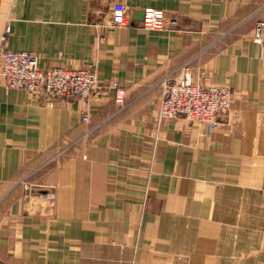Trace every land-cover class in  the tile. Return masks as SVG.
Listing matches in <instances>:
<instances>
[{"label": "crops", "instance_id": "crops-1", "mask_svg": "<svg viewBox=\"0 0 264 264\" xmlns=\"http://www.w3.org/2000/svg\"><path fill=\"white\" fill-rule=\"evenodd\" d=\"M116 3L130 26L108 27ZM146 9L168 29L144 30ZM263 19L264 0H0L8 50L117 82L127 100L119 112L104 89L87 110L0 81V264H264ZM185 67L233 94L216 130L159 123L161 81Z\"/></svg>", "mask_w": 264, "mask_h": 264}, {"label": "built area", "instance_id": "built-area-1", "mask_svg": "<svg viewBox=\"0 0 264 264\" xmlns=\"http://www.w3.org/2000/svg\"><path fill=\"white\" fill-rule=\"evenodd\" d=\"M131 24L129 8L122 3L114 4L108 27L117 29ZM141 27L147 31L166 30L167 15L161 10L146 9ZM8 32L7 29L0 38V81L6 91L22 90L51 102L77 98L84 101V107L89 109L90 98L104 89L95 73L64 67L43 70L35 53L13 52L6 48ZM252 34L254 42L264 46V22H259ZM188 76L185 74L177 81H172V77L168 76L161 81L163 98L158 109L159 121L185 119L191 123L206 124L216 130L219 117L230 112L233 102L231 91L221 86L195 85ZM108 86L115 90L114 102L118 111H124L127 108L125 88L117 82H111ZM82 121L89 123V111H84ZM93 132L94 129L90 130L76 144L64 145L57 151L54 160H62L71 150L78 148L80 143H87ZM24 189L27 192L26 198L29 199L33 186L25 185Z\"/></svg>", "mask_w": 264, "mask_h": 264}, {"label": "rangeland", "instance_id": "rangeland-1", "mask_svg": "<svg viewBox=\"0 0 264 264\" xmlns=\"http://www.w3.org/2000/svg\"><path fill=\"white\" fill-rule=\"evenodd\" d=\"M168 21H169V19L167 18V22H168ZM259 22H264V19L261 20V21H259ZM259 22H258V23H259ZM258 23H257V24H258ZM257 24H256V25H257ZM168 27H169V24H168ZM254 28H255V27H254ZM167 29H168V28H167ZM252 33H253V32H252ZM252 36H253V34H251V39H252L253 43L256 44V43L254 42ZM262 41L264 42V40H262ZM256 45H257V44H256ZM257 46H259V47H261V48H264V46H262V45H257ZM182 72H183V74H182L181 77H183L185 74H187V75H189L188 77H189V80L191 81V83H194L195 85H200V84H197V83L194 82V80H193V78H192V75H191V69H190V67H185V68H183V69H182ZM221 87H225V86H221ZM225 88H228V87H225ZM104 89H110V90L114 91V97H115V90H114V89L110 88L108 85H106V87H105ZM104 89H102V90L99 92V94L96 95L95 97L99 96V95L101 94V92H102ZM228 89H229V88H228ZM229 90H230V89H229ZM18 91H22V90H18ZM230 91H231V90H230ZM24 92H25V91H24ZM125 93H126V92H125ZM231 94H232V92H231ZM232 95H233V94H232ZM92 98H93V97H91L90 100H91ZM162 98H163V97H162ZM232 98H233V96H232ZM90 100H89V101H90ZM52 101H55V100H52ZM233 101H234V100H233ZM125 102H126V104H127L126 95H125ZM160 104H161V102H160ZM160 104H159V106H160ZM232 104H233V102H232ZM231 106H232V105H231ZM158 120H159V117H158ZM162 122H164V121H162ZM159 123H160V121H159ZM89 131H90V130H89ZM89 131H88V132H89ZM88 132H86L85 135H86ZM94 132H95V131H94ZM94 132H93V134H94ZM93 134H92V136H93ZM92 136H91V137H92ZM82 137H84V136H82ZM82 137H81V138H82ZM91 137H90V138H91ZM81 138H80V139H81ZM90 138H89V139H90ZM80 139H79V140H80ZM79 140H77V141H79ZM77 141H73L72 143H73V144H76ZM85 143H86V142L80 143L78 147H80L82 144H85ZM68 144H70V143H68ZM63 146H64V145H63ZM71 151H72V150H71ZM67 155H68V154H67ZM26 186H33V185L26 184ZM34 189H35V186H33V190H34ZM26 196H27V192H26Z\"/></svg>", "mask_w": 264, "mask_h": 264}, {"label": "water", "instance_id": "water-1", "mask_svg": "<svg viewBox=\"0 0 264 264\" xmlns=\"http://www.w3.org/2000/svg\"><path fill=\"white\" fill-rule=\"evenodd\" d=\"M144 19V13L142 14V20Z\"/></svg>", "mask_w": 264, "mask_h": 264}]
</instances>
